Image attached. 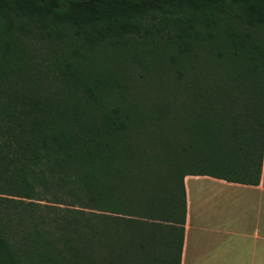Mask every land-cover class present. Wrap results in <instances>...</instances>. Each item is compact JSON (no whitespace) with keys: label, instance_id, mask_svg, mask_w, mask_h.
Instances as JSON below:
<instances>
[{"label":"trees","instance_id":"trees-1","mask_svg":"<svg viewBox=\"0 0 264 264\" xmlns=\"http://www.w3.org/2000/svg\"><path fill=\"white\" fill-rule=\"evenodd\" d=\"M263 164L264 0H0V264H182Z\"/></svg>","mask_w":264,"mask_h":264},{"label":"crops","instance_id":"crops-1","mask_svg":"<svg viewBox=\"0 0 264 264\" xmlns=\"http://www.w3.org/2000/svg\"><path fill=\"white\" fill-rule=\"evenodd\" d=\"M182 264H264V164L258 186L185 178Z\"/></svg>","mask_w":264,"mask_h":264}]
</instances>
